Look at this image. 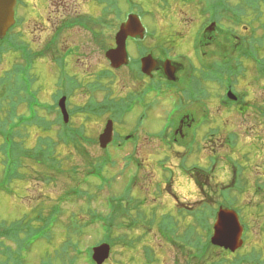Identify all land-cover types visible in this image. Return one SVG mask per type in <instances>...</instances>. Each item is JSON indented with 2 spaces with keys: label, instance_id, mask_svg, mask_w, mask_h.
<instances>
[{
  "label": "rangeland",
  "instance_id": "rangeland-1",
  "mask_svg": "<svg viewBox=\"0 0 264 264\" xmlns=\"http://www.w3.org/2000/svg\"><path fill=\"white\" fill-rule=\"evenodd\" d=\"M62 1L66 11L60 9L59 14L62 19L59 18L56 25H52L48 21L55 20L53 16L58 8L59 0H54L49 8L45 9L38 21L28 17L25 8L19 11L16 18L17 27L10 29L7 34L5 42L7 45L4 42L0 43V97L9 82V76L7 77L6 74L12 72L15 67L26 66L30 59V61L36 60V64L32 65L29 70L31 76L34 75L36 78L35 83L31 84L29 89V94L32 91L35 92L34 110L39 105L41 107L38 109H43L45 105L53 106L52 98L57 95V85L59 84L56 82L58 78H60V82H66V85L72 84L70 90L75 91L70 100L72 105L86 107L91 97L96 103H101L102 101L106 102L109 96H113L116 102L120 98H125L124 96L131 91L137 90L140 76L139 62L143 55L152 54L153 58L164 59L157 49V47H161L172 66V60L177 61L175 58L177 53L191 54L192 37L203 22L207 21V15L203 14V7L197 1H192V4H189V1H171L170 5L165 7L161 4V0H133L138 7L132 8V12L139 14L140 10L144 9L148 14L141 18L143 26L148 31L149 38L147 37L142 44L147 49L137 55L136 46L129 41L128 52L132 58H136V61L133 60V69L124 68L114 71L110 68L104 55L105 39H111L116 35L120 24L127 16L126 14L131 11L129 6L120 0H117V4L113 8L104 4L105 7L101 6L93 11V15L96 16L93 19L85 14L89 9L79 3V1L85 0ZM212 1H215L217 6L220 2V8L224 4L225 9H220L219 13H225V17L220 15L222 17L219 19L220 16H218L216 19L220 20V25H212L209 30H206L202 52L208 63L222 65L224 72H227L228 69L232 70L231 66L235 64V56L241 54V51L249 49L247 40L255 35V32L256 41L263 40V38L257 37L264 35V31L262 32L260 28L264 14L261 16L255 14L257 16L254 17V13H246L250 17H241L242 23L236 26L234 24L237 23V20L240 23V20L239 15H235L237 12L235 10L240 2L238 0ZM22 6H24L23 2ZM250 9L252 10V8ZM141 13L143 14V12ZM64 15L68 17L66 18ZM81 19L86 22V25H90L91 32L83 34L80 29L68 30L65 27V24L78 23ZM216 21L213 20V22ZM25 40L34 48V51H29ZM10 41L12 43H9ZM91 41L89 47L93 50V57L88 58L81 54L86 51V49L81 51V47ZM63 42L65 43L64 48L76 49L72 55L68 57L66 55L67 59L61 52ZM158 42L164 45L157 46ZM24 45L25 51H21L20 48ZM254 47L258 48L255 43ZM260 50L259 60L264 61V45ZM221 62L228 64L223 65ZM59 64L60 66H58ZM192 64L194 65L193 62ZM241 65L243 77L237 79L238 88L236 87V89L242 96L246 93L250 95L248 99L247 97L243 98L247 100L244 112L239 111L240 109L220 108L216 102L211 103L217 96L222 95L224 90L220 86H212L210 80H214L211 77H208L210 79L208 84H202L200 79H205V77L201 76L199 80L196 79L198 75L200 76L201 71L197 70L198 72L193 73L184 60L181 67H178L179 74H176L177 71L174 73L175 79L180 82L183 92L186 93V101L185 105L181 106L182 113L176 127L171 131L170 137H175L173 134L178 129L179 122L185 123L184 126L182 125L184 127L183 138L177 137V139L186 145L192 139L189 129L193 120L199 118L206 109L212 117L211 122L204 124L202 128L192 129L193 133L199 132L200 136L192 146L191 153L194 158H191L189 163L194 162L197 158L200 159L196 163L202 167L201 173L198 172L199 170L191 173L186 171L187 175L184 177L179 173L174 182V175L176 172L178 173V170L175 169L178 158L165 156V148L158 142H152L156 138L153 136L154 133L156 134L162 129L166 113L170 108L168 103L160 102L147 113L144 130L151 136V139L142 137L137 144H126L121 149L113 147V145L108 150L100 148L99 137L103 134L106 119L89 118L84 113L75 114L74 127L70 126V130L67 132L74 133L78 129L76 131L79 132L81 139L76 144H64L65 146L61 145L58 148L59 159L57 163L51 164L53 167L49 168L51 171L48 172L49 177L44 175L40 168L35 172L31 170L33 173H28L23 169V172L28 175L12 179L9 184L4 185V191L0 184L2 190L0 191V222L9 227L18 220H23L25 215L33 218L35 212L39 211L47 216L52 207L59 206L60 208L63 205L62 212H59L58 222L55 223L53 241L48 244L46 241L36 243L25 255L26 259L22 264H64L57 252L61 255L64 254L63 248L67 233L73 234L71 230L67 229L69 219L74 215L81 220V224H85L83 227L85 233L81 236L83 238L79 247L83 252L91 246L108 244L104 242V234L100 230L101 224H94L93 219L100 214L105 217L112 214L113 211L109 208L111 198H114L116 203L120 201L123 206L117 204L121 222L115 218L114 223L133 225L134 229L127 232L123 227L114 232L113 238L121 240L117 246L109 244L111 256L105 264H149L146 260L147 251H149V255L150 251L154 252L155 261L153 264H246L242 260L244 256L251 258L246 259L251 262L247 264H264V124L257 121H261L263 116L257 109L264 107V78L259 80V83L255 82V79L259 77L256 75V71L263 67H257L253 62L248 63L243 59ZM162 75L167 78V74ZM193 78H195L194 81ZM67 88L69 89V87ZM210 90L217 96H214ZM203 95H207L209 99L207 108H201L202 105L199 103L202 101ZM253 103L257 105V109L253 110ZM141 111V108H137L128 115H121V111L113 120L114 129L121 135L118 136L119 142L124 141L123 137L129 132H135ZM37 113L40 115H37L38 119L41 118L42 121L50 124L55 122L56 112L51 114L44 109L37 110ZM28 115L27 106L20 105V107H16L13 118L16 122L18 120L21 122ZM10 118L9 113L6 115L3 111L0 112L1 122L5 120L9 122ZM27 125H18L15 130L16 133H21L25 140L28 139L30 147H34L37 143V135L54 138L57 132L54 126L53 131L49 132L35 126L29 127L30 124ZM206 133L205 140L203 137ZM210 134H214L216 137L212 139ZM235 136H237L238 147L233 151L230 150L231 147L228 148V145L232 147L236 145H234ZM227 138L232 143L228 144ZM203 147L204 150L200 151ZM212 149L215 150L214 155L217 156H210ZM211 157L221 158L218 168L220 170L208 173V169L211 170L214 166ZM4 160L0 155V181L2 180ZM105 162L109 163L99 171V178L86 177L93 167ZM240 162L244 167H247L243 175L237 174L242 171ZM27 165L31 166V163L27 162ZM228 165L235 169V175ZM224 166H227L230 178L224 174ZM233 175L234 177H232ZM75 186H79L80 189L82 187L81 191L86 194L80 191L78 197H74L68 203H61V199ZM204 186L206 187L203 188ZM232 188L234 190L237 188V190L233 191ZM229 190L234 193V196ZM242 190L243 193L240 192ZM235 192L238 194L236 195ZM231 202L236 205H231ZM208 204L216 211L219 209L218 206L222 209L237 210L235 208L237 207L242 210V217H239L238 220L245 229L244 242L243 247L235 253L225 252L213 247L210 243L214 218H211L209 223L211 233L209 235L199 234L203 238L202 240H199L200 238L197 236L188 239L181 238L183 232H189L195 228L194 217L184 213L188 214L189 209ZM181 210L184 213H181ZM140 211L146 219L157 220V222H160L165 215L177 217L175 237L169 234L165 238L159 234L156 226L154 228L142 226V222L138 221L137 217V213ZM168 229L170 230V228ZM75 235L77 238L79 237L78 234ZM206 240L210 243V248L206 250L208 248L206 246L201 251H197L198 243L205 244ZM130 241H137V244L134 243L132 249L123 248V244L130 243ZM5 245L12 248L13 252L17 251V246L15 247L11 242H5ZM69 256L73 257L74 255L70 252ZM0 260L2 259L0 258ZM77 264H88L85 253Z\"/></svg>",
  "mask_w": 264,
  "mask_h": 264
},
{
  "label": "trees",
  "instance_id": "trees-1",
  "mask_svg": "<svg viewBox=\"0 0 264 264\" xmlns=\"http://www.w3.org/2000/svg\"><path fill=\"white\" fill-rule=\"evenodd\" d=\"M115 1L117 0H101L99 3L103 6L104 4H106L105 6H109L113 8L115 5ZM126 1H129V0H120V2H124V3ZM171 1H175V2L189 1V4H192V1H195V0H161V4H163L165 7H168ZM238 1L240 3L236 6V10H235L237 11L235 12V15L236 16L239 15L240 23L237 20L238 24L242 23L241 17H244V16L250 17V15L248 16L246 13H250V12L252 14L254 13L253 14L254 17L257 15L261 16L262 14H264V0H238ZM218 6H217V3L214 1L212 7L210 9L208 8V10H209V13L212 15V17L214 15L213 20L215 21L217 20L218 22H220V20L216 18L220 15H224L225 17V13L223 14L219 13L220 9H225V8H224V4L222 8H220L221 5L219 6V8ZM250 8H252V10ZM141 11L143 12V14L141 12H139V14L142 17L144 16L146 17L148 15L144 9H141ZM259 16H258V19H259ZM221 17L222 16H220L219 19H221ZM226 18L228 19V17ZM263 19H264V16H263ZM260 28L262 29L261 31L263 32L264 31V20L260 22ZM258 38H263L261 42L255 40V44L256 46H258V48L254 47L253 49L252 48L246 49L247 52H253L252 54H254V56H257L261 52L260 49H262V46L264 44V35ZM158 43L162 44L161 42H158ZM137 51H138V48H137ZM131 68L133 69V66H131ZM134 74H136L135 71H134ZM6 76L7 77L9 76L8 78L9 82L8 83L6 82L7 83L6 90L5 92H2L1 97H0V112L3 111L4 114L6 115H8L9 113L11 118L9 120L10 123L6 120L4 122L0 121V142H1L0 143V155L3 159H5L3 170H2V177H1L2 180L0 181V184L2 185V189L4 185L9 184V182H11L12 179H15L16 177L21 176V175H28V173H33L37 171L38 168L41 169V172L44 175L48 176V172H51L49 168L53 167L51 164H53L54 162L56 163L58 162V159H59L58 158V155H59L58 148L61 145L65 146L64 144H67V145H70V143L76 144L78 140L81 139L79 132L76 131L78 129H76L74 133L67 132L68 130H70L71 124L70 125L64 124L59 113L58 115H56V119L53 124H50L46 121H42L41 118L38 119L37 115L35 116L32 115L31 120H29V116H28L27 118H23L22 119L23 121L17 123L16 120L13 118L14 111L17 106L18 107H20V105L27 106V109L29 112H34L33 110L36 104V100L34 99L35 92L32 91V93L29 94V89H30L31 84H33V82L35 81V78L31 76V74L29 73V70L27 69V66L26 67L25 66L15 67L13 71L8 72ZM109 99L111 98H107V100ZM108 102L109 101L96 103V104L90 102L84 109L82 108L77 109V110L72 109L73 111L71 110L70 114L74 116L75 114L80 115L84 113L89 118H95V117L101 118L102 116H105L107 114V115H112V118H116L121 111H122L121 115H125L127 113L126 112L127 108H131L130 106H127V105L122 106L120 102L118 103H114L113 101H110L109 103ZM56 108H57L56 105L52 108L51 106H49L47 112L52 113ZM239 111L244 112L245 107L240 108ZM259 111H260V114H264V109L259 108ZM113 113L116 114V117L115 115H113ZM23 122H26V123H23ZM27 124H30L29 127L35 126L36 128L38 127L42 129L43 131H49V132L53 131L52 128L55 127L57 132L54 138L52 136L45 138V137H41L37 135L36 136L37 143H35L34 147H30L28 144V139L25 140L23 135L21 133H16V130H15L18 127V125H27ZM236 140H237V136H235L234 138V145L235 144L236 145L233 147L231 146L232 147L231 149L233 151L238 147ZM213 153H215V151ZM190 159L191 158H187L183 162V164L187 167L191 165L199 166V167H196L195 170L200 171L202 167H200L199 163H196L200 159L197 158L195 159L194 162L189 163ZM27 162L31 163V166H28ZM212 162L214 164V161ZM105 164H107V162L103 163L102 165L93 167L92 170L88 173V176L86 177H90L92 175L97 176V172L99 173V171H101L104 168ZM240 164L242 167L241 168L242 171L240 173L241 175H243L244 172L247 170V167H244L242 162H240ZM23 169L27 170L28 173L25 174L23 172ZM212 170H214L215 172L217 171L216 164L212 166L211 170L208 169L207 172L211 173ZM81 189L79 186H75L72 189H70L69 192L66 193L64 198L61 199V203H68L74 197H78L80 195ZM232 190L235 191L237 190V188H235V190L234 188H232ZM243 190L240 192L243 193ZM0 191L2 190L0 189ZM81 192L83 194H86L83 191ZM235 193L236 195L238 194V192H235ZM231 195L234 196V193ZM117 204L121 206L120 201L116 203L114 198H111L109 200V208H111V210L113 211L112 214L109 217H105L104 215L100 214L97 218L93 219L95 221L94 224H99V223L101 224L100 230L104 234V242H107L108 244L112 246H117V244L121 240L120 238L119 239L113 238L115 231L123 227H124V230H127V232H131L134 229L133 225L130 226L124 223H114L115 218L118 222H121L120 221L121 214H119V211L117 209ZM231 205H236V203L231 202ZM128 206H131V205H128ZM61 207L60 208L59 206L54 207V208L52 207L49 214H47V216L43 215V213L39 211L35 212V217L33 218H29L28 215L27 216L25 215L23 220L21 221L18 220V222L14 223L10 227L0 222V258L2 259L0 260V264H22L23 254L28 253L30 249L36 243H38L39 241H46L47 244L51 243L53 241V235H54L53 231L55 229V223L58 222V218L60 214L59 212L60 211L62 212ZM235 208L237 209L236 211L242 217V213H241L242 210H240L237 207ZM188 211H189L188 214L184 213L183 211L181 213H184L190 217L191 216L194 217L195 228H193L189 232H183L184 234L182 235L181 238L188 239L192 236H197L200 238L199 240H202L203 238L199 234L204 233V234L209 235L211 233L210 232L211 228L209 225L210 219L215 218V215L218 210L217 211L214 210L211 207V205L208 204V205H202L201 207L196 206L195 208L189 209ZM137 217L139 218L138 221L142 222V226H148V227L150 226L153 228L154 226H156L159 234H161L162 236L165 237L166 235H169V234L174 236V233H175L174 230L176 229L175 227L178 222L177 217L172 216V215H165L163 216L165 218L162 217L161 221L157 222V220L146 219L144 215L141 213V211L137 213ZM80 221L81 220L75 215L69 219V226L67 227V229L71 230L73 234L70 233L69 231H68L69 233H67L68 234L67 239L64 243L65 245L63 248L64 254L61 255V253L59 254L57 252L58 257L60 255L61 261H63L64 264L65 263L66 264H77L78 260L83 257L84 253L86 254V258L90 260V263L93 264V262L91 261V249L93 246L88 247L85 252H83V250L79 248L81 245V240L83 238L81 236L84 235L85 233V229L83 228L85 224H81ZM168 228H170V230ZM74 233L78 234L79 237L77 238V236ZM5 242H8V243L11 242L12 245H14L15 247L17 246V251L13 252L12 248L8 247V245H5ZM134 243L137 244V241L135 242L130 241V243H124L123 248L132 249V247L134 246ZM198 244H199V247H196L197 251H201L202 249L206 248V246L208 247L206 248V250L210 248L209 247L210 243L207 240L205 241V244L202 242H199ZM70 252L73 253L74 255L73 257L69 256ZM148 252L149 251H147L148 257H146V260L149 264H153L155 261V259L153 258L154 252L150 251V255ZM246 259L248 260L251 258H247L246 256H244L242 258L243 262H246V264L251 263V262L246 261Z\"/></svg>",
  "mask_w": 264,
  "mask_h": 264
},
{
  "label": "flooded vegetation",
  "instance_id": "flooded-vegetation-1",
  "mask_svg": "<svg viewBox=\"0 0 264 264\" xmlns=\"http://www.w3.org/2000/svg\"><path fill=\"white\" fill-rule=\"evenodd\" d=\"M74 1V0H73ZM79 1V0H78ZM101 0H85L82 3L84 8L89 9L88 11L85 12V14L87 16H90L91 18H95L96 16L93 15V11L98 8L101 7L98 2H100ZM22 2L24 3V6H22ZM54 0H17V4H16V18L18 16L19 11H21L22 9L25 8V13L27 14L28 17H32L33 19H36V21H38L39 17L42 15V12L45 9H48L50 4L53 3ZM95 4V5H94ZM40 7V8H39ZM103 7V5H102ZM60 9H63L64 11H66L65 6H63V1L59 0V4H58V8L56 9L55 15L53 16L55 18V20L53 22H51V19L48 21V23H51L52 25H56L58 23L57 20H59V18L62 19V17L60 16ZM90 11V12H89ZM66 13V12H65ZM64 14V13H63ZM64 17H68L67 15H64ZM17 23V20H16ZM16 23L14 25L13 28H16ZM205 22H203L204 24ZM77 24V25H76ZM216 22H209L206 23V30L210 29V27L212 25H216ZM45 25V24H44ZM218 25V24H217ZM65 27L68 30H73V29H80V31L83 32V34H87L88 31L91 32L90 30V25L87 24L86 22L83 21V19L79 20L78 23H67L65 24ZM206 30L204 29L201 33V37H196L194 33V36L192 37L191 40V54H181V53H177V55L175 56V58L177 59V61L172 60V66L174 69V73L177 71L176 74H179L180 69L178 67H181L183 60L184 63L190 66V71H192L193 73L198 72L197 70L201 71L200 76L198 75V79L203 76L205 77V79H200L201 83L204 84H208V77H211L214 81L210 80V84L213 86H220L222 87V89L224 90L222 92V95L217 96L215 92H212V88L210 90L211 93L214 94V96H217L215 99H213V101L211 103H215L217 104L218 107L223 108V107H244V105L247 104V100L243 99L246 98L248 99V97L250 96L249 94H244V96H242L236 89L237 86H234L235 83H237V79H235L234 77V70H238V68L241 65V61L240 59H243L244 61H248L247 58H239V54H237L235 56V64L233 66H231L232 70L228 69L227 72H224V67L222 65H214L212 63H208L207 59L204 56V53L202 52V46H203V41L205 40V34L207 33ZM23 36V35H22ZM250 38L247 40V42L249 43ZM26 42V40H25ZM106 42V46L103 48L104 50V55L106 56V53L112 49H114L116 47L115 45V38H111V39H105ZM139 42V40L137 41V43ZM92 43L91 42H87V44H85L86 46L81 47V51H83V49H86V51H84L83 55H86L88 58L93 57V50L89 47V45ZM26 44L29 46V51H34L31 47V45H29L28 42H26ZM65 43L63 42L61 44L62 48H61V52L62 54L64 53L65 55V59H67L68 56L72 55L73 52L76 51V49L72 48V47H66L64 48L63 45ZM169 44V43H168ZM164 44H159L157 43V46H161ZM79 50V48H77ZM140 49V47H139ZM147 49V47H146ZM158 52L160 53V55L164 58V59H160V58H154L156 61V66L154 67V69L151 71L150 74H143L142 73V66H141V59L143 57H146L147 55H152V54H147V55H143L142 58H140V62H139V69H140V76H139V84L137 85V90L135 92H130L127 95H125V98H120V101L122 104H133L135 106V109L137 108H141V114L139 115L138 118V125L137 128L135 129V132H132V135L127 134L126 137H133V134H135L137 136V142L139 140L142 139V137H145L146 139H151V136L148 135V133H145L144 130V124L147 120V113L150 112L151 108L153 109L154 106H156V104H159L160 102H165L168 103L170 105L169 110L166 113L165 116V120L161 129V132L158 133H154V138L152 140V142H158L159 145H161L162 147L165 148L164 150V154L165 155H169V156H173V157H177V156H184L186 154H189L188 151L191 150V144L190 141L194 138V136L196 135V132L193 133L192 129H197V127H195L194 125H196L197 123L200 124V128H202L204 126V124L211 122L212 117L208 116V112L207 109L203 112V114L199 117V118H195L193 120V122L190 124V136L192 137V139L189 140L188 143L182 144V141H179L177 139V137L183 138L182 135V130H183V126L184 124L182 122H179V127L176 130V132L174 131V138L170 137L171 131H173V129L176 127L177 121L182 113V107L185 105V101H186V93L183 92L182 87L180 86V82L176 79H174L173 81H169L166 77H164L162 74H166L165 72V68L164 65L167 61V59L165 57V51L163 50V48L161 47H157ZM171 49L174 50V48L171 47ZM61 54V55H62ZM67 55V57H66ZM139 55V54H138ZM153 56V55H152ZM167 56V54H166ZM42 57V56H40ZM170 61V60H169ZM175 61V62H173ZM179 61V62H178ZM192 62L194 63V65L192 64ZM252 61H248V63H251ZM226 65L228 64L227 62H225ZM225 63H222L223 65H225ZM61 64V63H60ZM59 64V65H60ZM58 65V66H59ZM199 67V68H198ZM230 67V66H229ZM256 71V70H255ZM159 74H161L159 76ZM256 75L259 76L258 79H255V82H259V80L263 79L264 75H259V70L256 71ZM177 78V77H176ZM195 80V78H193V81ZM225 82L227 83L225 85ZM231 84V85H230ZM264 85V84H263ZM43 88L45 87V85H42ZM216 86V87H217ZM203 88H205V86H202ZM207 88V87H206ZM226 88V90H225ZM238 88V87H237ZM61 91V93H63V84L61 85V89H59ZM221 90V89H220ZM218 92V90H216ZM233 92L236 95V99H231L228 94L229 92ZM208 94V93H207ZM123 96V95H122ZM201 96V95H200ZM66 98V105H67V109L70 115V110H72L73 108H77L79 107V105H72L70 102V100L73 98L72 95H61L60 98ZM202 101L199 102L201 106V108H207V105L209 103L208 96L207 95H203L202 96ZM131 100H133L135 103L130 102ZM190 103V102H189ZM257 105L255 103H253V110L257 109L256 107ZM259 111V109H257ZM73 119H75L74 117H71L72 123H73ZM183 120V119H182ZM259 123H261L260 120ZM183 125V126H182ZM163 133V134H161ZM161 134V135H160ZM206 134L203 138H205L206 140ZM202 138V139H203ZM208 140V138H207ZM229 144V143H228ZM206 145V144H205ZM196 147V146H195ZM204 150V147L200 150L202 151ZM195 153V152H194ZM232 169V167H231ZM232 171L234 172V170L232 169ZM224 173L227 175V169L224 168Z\"/></svg>",
  "mask_w": 264,
  "mask_h": 264
},
{
  "label": "water",
  "instance_id": "water-1",
  "mask_svg": "<svg viewBox=\"0 0 264 264\" xmlns=\"http://www.w3.org/2000/svg\"><path fill=\"white\" fill-rule=\"evenodd\" d=\"M16 0H0V39H4L9 28L14 24V8ZM145 29L140 19L135 15H130L128 21L124 23L116 35V49L107 53V58L114 69H118L127 63L126 42L128 38L143 37ZM156 66V61L148 56L142 60V71L149 74ZM166 74L169 79L174 80V69L170 63L165 65ZM231 96V95H230ZM232 97V96H231ZM66 99L59 103L65 122L69 116L65 107ZM113 123L108 122L104 133L100 136V144L105 149L112 140ZM242 228L239 224L238 216L235 212L220 210L217 221L214 225V233L211 244L215 247L224 248L235 252L243 244L241 241ZM110 255V246L101 245L93 250V259L97 264H103Z\"/></svg>",
  "mask_w": 264,
  "mask_h": 264
}]
</instances>
